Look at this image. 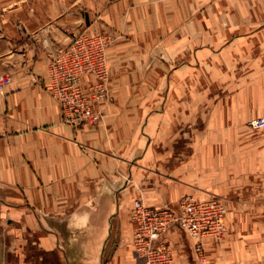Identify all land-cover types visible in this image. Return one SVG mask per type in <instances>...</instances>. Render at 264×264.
<instances>
[{
	"label": "crops",
	"instance_id": "crops-1",
	"mask_svg": "<svg viewBox=\"0 0 264 264\" xmlns=\"http://www.w3.org/2000/svg\"><path fill=\"white\" fill-rule=\"evenodd\" d=\"M101 31L116 35L111 101L102 123L74 130L47 67L75 35ZM206 58L235 75L223 92L201 94ZM0 73L11 75L0 94V264H143L133 202L162 209L185 195L226 205L224 237L201 240V261L194 240L168 230L173 264H264V127L248 125L264 118V0H0ZM93 81L83 77L84 90ZM189 151L207 161L185 185Z\"/></svg>",
	"mask_w": 264,
	"mask_h": 264
},
{
	"label": "built area",
	"instance_id": "built-area-1",
	"mask_svg": "<svg viewBox=\"0 0 264 264\" xmlns=\"http://www.w3.org/2000/svg\"><path fill=\"white\" fill-rule=\"evenodd\" d=\"M115 39L112 31L95 35L79 33L50 57L45 77L48 90L59 105L62 123L74 130L103 121L109 80L106 50ZM85 76L94 79L86 90L83 88ZM10 82V74L0 73V94ZM249 125L253 129L262 128L264 118L255 119ZM226 215V205L215 197L200 199L185 195L177 206L162 209H153L141 199L135 200L131 214L134 254L143 264H173L171 245L161 237L168 230L178 228L195 241L194 250L203 261L200 242L223 238Z\"/></svg>",
	"mask_w": 264,
	"mask_h": 264
},
{
	"label": "rangeland",
	"instance_id": "rangeland-1",
	"mask_svg": "<svg viewBox=\"0 0 264 264\" xmlns=\"http://www.w3.org/2000/svg\"><path fill=\"white\" fill-rule=\"evenodd\" d=\"M116 40V39H115ZM114 40V41H115ZM178 56H176L175 54L173 55H170V61L173 62L175 61L174 63H177L178 62H181V61H186V60H191V57L190 56H187V57H182V58H177ZM219 57V56H218ZM219 60V59H218ZM251 60V59H250ZM205 64H202L201 65V70H200V77H201V87H200V91H201V94L202 95H205V94H208V93H220V92H223V89H225V86H223L222 84H224L223 80L227 77H235V75H232L230 73V71L228 73H226L227 71L224 69V66L223 64H220L218 62V67H221L220 69L217 68L216 70H210L207 67V61L208 59L206 58L205 60ZM206 65V66H205ZM235 72V71H234ZM230 76H228V75ZM216 79V82L218 83L217 86H214V85H209V82L210 81H214ZM214 83V82H213ZM220 83H222L221 85H219ZM179 88H177V91H172V93H176V92H181V90H178ZM189 90H191V87H188ZM165 90H163L164 92ZM159 92H162L161 90ZM111 101V97H110V91H109V86H108V98H107V102L105 103V106H104V109L106 107L107 104H109ZM176 103L174 102V105ZM208 105V103H202V105ZM186 106H187V103H186ZM189 106V105H188ZM204 106H202V112H206L207 113V109H203ZM103 119H104V115H103ZM255 120V119H254ZM253 121V120H252ZM103 122V121H102ZM101 122V123H102ZM187 122H188V118L186 119V125H187ZM251 122V121H250ZM249 122V123H250ZM248 123V125H249ZM100 124V123H98ZM96 124V125H98ZM198 124V123H197ZM204 125V118L201 117V123H200V126L203 127ZM91 126H95V125H91ZM250 126V125H249ZM251 127V126H250ZM176 154V153H175ZM250 159L251 157L256 159L257 158V151L255 149L253 150H250ZM262 155H260L261 157ZM177 159H173V161H168V168H169V175H170V178L171 179H175L176 176H177V172H176V169H177ZM197 161H207L206 159H204L202 156H199L198 155V151H197V155L194 156V152L193 151H189V152H186V156H185V160L183 162H185V168H186V180L185 181V185H190L193 183V181H191V179H196V174L194 175V168H198V164H197ZM182 161H181V166H182ZM198 174V173H197ZM197 178H198V175H197ZM196 182V181H195ZM196 198H200V196L196 197ZM202 198V197H201ZM200 198V199H201ZM181 200V199H180ZM179 202H177L176 204L174 205H171L170 207H175L177 206ZM224 237V236H223Z\"/></svg>",
	"mask_w": 264,
	"mask_h": 264
}]
</instances>
